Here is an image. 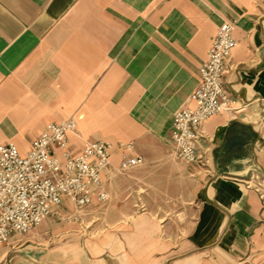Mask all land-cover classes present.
<instances>
[{
  "label": "crops",
  "instance_id": "1",
  "mask_svg": "<svg viewBox=\"0 0 264 264\" xmlns=\"http://www.w3.org/2000/svg\"><path fill=\"white\" fill-rule=\"evenodd\" d=\"M228 20L233 101L203 125L201 167L175 157L172 118L191 105ZM71 118L77 149L132 141L146 163L116 172L105 203L66 201L60 226L37 228L43 243L3 247L0 264H264V200L245 184L264 180V0H0V144L26 154L48 124ZM132 172L140 190L128 203L116 188Z\"/></svg>",
  "mask_w": 264,
  "mask_h": 264
},
{
  "label": "built area",
  "instance_id": "2",
  "mask_svg": "<svg viewBox=\"0 0 264 264\" xmlns=\"http://www.w3.org/2000/svg\"><path fill=\"white\" fill-rule=\"evenodd\" d=\"M236 25V20H228L218 28L207 59L199 68V84L190 97L191 105L173 114L171 141L176 157L186 163L201 167L210 163L201 151L203 125L231 107L225 76L237 47ZM76 132L77 122L71 118L48 124L26 154L15 143L0 144V249L20 245L57 215L66 201L76 211L96 201L107 202L105 185L113 175L125 174L146 162L132 141H87L77 149L71 143ZM116 150L121 151V161L115 169L112 157ZM245 184L264 200L260 176L252 175Z\"/></svg>",
  "mask_w": 264,
  "mask_h": 264
},
{
  "label": "rangeland",
  "instance_id": "3",
  "mask_svg": "<svg viewBox=\"0 0 264 264\" xmlns=\"http://www.w3.org/2000/svg\"><path fill=\"white\" fill-rule=\"evenodd\" d=\"M104 141V140H103ZM176 157V155H175ZM175 162L179 161L177 158L174 159ZM181 162V161H179ZM146 163V162H145ZM150 173V174H149ZM126 174V173H125ZM130 175V176H129ZM129 175H126V176H121L122 179H127L131 182H122L120 181L119 183V186L116 188L117 191H118V194H121V195H125L127 197V201L128 203H130L129 201H134V199L136 198V196L138 195V191L140 190V188H135V186L133 185V181L135 180V178L138 176L136 175L135 176V173L132 172L131 174ZM144 179H148L150 181H145L146 185L143 186V188L145 189L146 187L147 188H153V172H148V174L143 177ZM181 185L182 183H175V192L174 193H177V192H181L183 191L184 189L182 190H179L181 189ZM189 185L187 184L186 188H188ZM193 188H190L189 191H192ZM153 189H151L152 191ZM153 192V191H152ZM127 202L122 204L123 206H127L128 204ZM181 205V202H178L177 200L173 201L170 206L172 207L173 211H176L177 208ZM75 210V209H74ZM58 215H55L53 217H50L46 222H50L51 224V228H53V225L54 226H60L59 224L61 223L60 220H58L57 217ZM69 224L67 223H62V226L65 227V226H68ZM40 237H42L41 235H38V229L35 230L31 235L27 236L24 240H23V245L24 247H28V246H37L39 243H43L42 240H40ZM50 238H52V236L50 235L49 237H47V241L49 243H52V240H49Z\"/></svg>",
  "mask_w": 264,
  "mask_h": 264
}]
</instances>
